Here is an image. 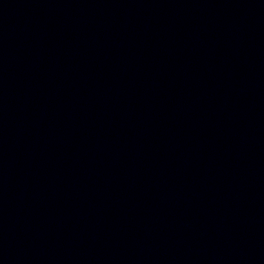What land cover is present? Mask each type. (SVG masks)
Segmentation results:
<instances>
[{
	"label": "water",
	"instance_id": "water-1",
	"mask_svg": "<svg viewBox=\"0 0 264 264\" xmlns=\"http://www.w3.org/2000/svg\"><path fill=\"white\" fill-rule=\"evenodd\" d=\"M0 264H264V0H0Z\"/></svg>",
	"mask_w": 264,
	"mask_h": 264
}]
</instances>
